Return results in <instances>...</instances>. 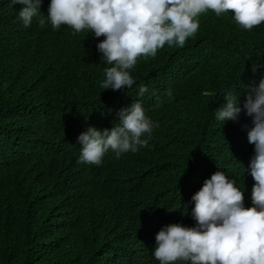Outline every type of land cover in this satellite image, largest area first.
I'll return each mask as SVG.
<instances>
[{
    "label": "trees",
    "instance_id": "obj_1",
    "mask_svg": "<svg viewBox=\"0 0 264 264\" xmlns=\"http://www.w3.org/2000/svg\"><path fill=\"white\" fill-rule=\"evenodd\" d=\"M49 2L43 0L41 14ZM18 12L0 0V264H132L134 253L149 249L127 225L137 218L153 226L186 219L190 205L176 190L198 176L191 171L196 151L225 148L218 133L229 138L239 161L231 169L212 161L206 178L228 173L246 189L239 188L245 207L252 206L251 117L242 111L238 121L220 124L214 110L225 103L221 91L231 90L242 106L264 77V23L246 31L231 13L208 10L184 47L166 45L155 58H138L131 72L136 83L112 91L99 87L108 66L96 49L103 37L95 41L68 26L41 28L38 17L24 27ZM140 84L159 101L148 102L149 92L139 97ZM139 98L160 125L147 148L94 169L50 157L55 146L42 154L58 117L75 112L106 122L118 104ZM67 143L74 144L71 136Z\"/></svg>",
    "mask_w": 264,
    "mask_h": 264
},
{
    "label": "clouds",
    "instance_id": "obj_2",
    "mask_svg": "<svg viewBox=\"0 0 264 264\" xmlns=\"http://www.w3.org/2000/svg\"><path fill=\"white\" fill-rule=\"evenodd\" d=\"M42 3L43 0H8L11 8L16 5L19 9L18 19L24 27L38 17L41 28L46 23L53 30L68 26L73 34L93 35L95 41L103 37L96 49L108 66L103 69L99 87L112 91H125L136 83L131 72L138 58H155L166 45L184 47L199 29V16L208 10L218 17L231 13L232 19L246 31L264 23V0H50L46 15L39 11ZM138 88L139 97L149 92L144 84ZM217 95L225 100L214 110L220 124L238 121L242 111L251 117L246 142L253 146V151L247 153L253 155L246 174L254 181L252 206L245 207L244 192L240 189H246L234 177L228 178V173L226 176L217 170L206 178L212 161L228 163L229 169L239 161L229 138L218 133L225 148L196 151L195 157H191L195 166L191 171L198 176L192 184L189 180L176 190L190 205L186 219L153 226L137 218L135 224L127 225L135 226L128 230L138 234L149 249L148 253H134L132 264H264V77L249 88L242 106L231 90ZM152 96L159 101L157 92L150 90L148 102ZM165 97L173 99V90L168 89ZM117 106L106 122L75 112L58 117L54 124L57 133L53 132L42 144V154L47 155V148L55 146L50 157L59 155L67 164L94 169L111 157L119 159L147 148L159 123L148 116L140 98ZM207 134L213 140L209 135L215 132L209 128ZM70 136L74 144L65 146ZM129 233L124 234V239H128Z\"/></svg>",
    "mask_w": 264,
    "mask_h": 264
}]
</instances>
